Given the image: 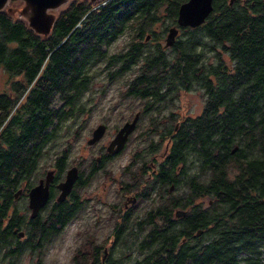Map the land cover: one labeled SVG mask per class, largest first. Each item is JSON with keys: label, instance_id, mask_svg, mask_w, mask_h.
<instances>
[{"label": "trees", "instance_id": "obj_1", "mask_svg": "<svg viewBox=\"0 0 264 264\" xmlns=\"http://www.w3.org/2000/svg\"><path fill=\"white\" fill-rule=\"evenodd\" d=\"M185 1L71 0L56 14L47 38L12 12L10 7L21 1L9 0L0 11V65L8 75V86L0 93V264H16L25 250L40 257L80 212L82 204L73 192L68 201L49 202L46 215L30 219L20 213L29 211L25 198L42 175L38 164L48 154L54 131L63 121L89 112L81 99L98 76L105 73L108 84L133 66L138 70L128 79L124 98H148L166 107L180 90L198 88L204 106L198 116L180 121L161 182H175L178 188L182 181L174 167L184 166L185 174L190 156L198 171L182 184L186 188L177 201L162 207L159 234L139 239L135 233L160 249L155 243L146 261L131 264H264V0H213L205 22L178 27L186 37L166 52L151 26L162 12L168 20L165 31L175 25ZM126 30L133 37L126 49L108 54L105 47ZM102 62L101 69L93 70ZM55 94L65 99L63 116L59 106L48 105ZM165 129L163 140L171 130ZM69 148L54 158L58 173L68 166ZM102 167L96 165L92 174L82 168L78 189ZM18 189L22 193L15 199ZM206 196V206L196 202ZM189 205L175 228L166 207ZM198 231L202 233L195 236ZM191 240L194 245L188 246ZM82 249L73 264H102L97 249L85 242Z\"/></svg>", "mask_w": 264, "mask_h": 264}, {"label": "rangeland", "instance_id": "obj_2", "mask_svg": "<svg viewBox=\"0 0 264 264\" xmlns=\"http://www.w3.org/2000/svg\"><path fill=\"white\" fill-rule=\"evenodd\" d=\"M70 1L71 0H67L66 3L61 4L54 10H48L47 13L50 15L57 14L58 11L65 8ZM243 1L244 0H242V2ZM21 7L15 6L13 8L10 7V9L13 10V13H16V11L21 10ZM16 16L18 17V15ZM165 22H168V20L165 13L162 12L161 19L156 21L154 25L151 26V29L160 36L159 43L166 49V52H169L172 47H164V43L167 30L171 26H167L165 31ZM145 34L149 35L148 40H150L151 36L149 32ZM131 35L132 33L129 30L119 35L105 47L108 54L112 55L124 51L127 44L130 43L133 38ZM185 37L186 33H181L179 31L176 41L183 40ZM151 44H154V42L151 41ZM147 47L149 49L152 48L151 45ZM206 56H210L209 60H213L212 54L208 53L207 55V53H205V58ZM103 65L104 63L102 62L99 66L94 67L93 70H99ZM137 70L136 66H133L124 76H120L117 80L109 82L108 84L105 73L96 78L91 91L86 92L87 94H85V97L81 99L89 112L63 121L61 126L54 131L53 142L49 143L48 147L45 148L46 151L49 149L48 154L44 155L38 164V172L40 171V174L43 175L46 171L50 170L55 156L68 150L69 146L67 157L69 167L73 165V163L75 165V163H79L86 159L88 161H84L83 164H87L89 161L95 159L101 149L104 150V148L107 147L109 136L110 140L114 136L115 127L126 119L131 120L134 111L142 106V103L138 101L139 99L130 97L124 98L123 96L128 87V79L134 77ZM7 84L8 75L3 71L0 65V93L8 86ZM203 106L204 97L202 91L198 88H193L188 91L180 90L174 102L167 106L169 108L167 111L172 109L174 112L178 113L179 120H181L187 117L191 118L198 116ZM112 108H114V111H112ZM108 113H110V118ZM101 123L110 124V135L108 131L95 145H88L87 140L90 138L92 130ZM144 123L145 121H140L139 127L137 129L135 128L132 132L134 133L132 136V144L128 146L126 152L112 165L111 169L115 175H120L122 167L130 161L131 152L134 148L133 145L139 146L140 148L143 147V137L140 134L144 127L142 124ZM82 124L83 127L80 130L78 126ZM75 134L77 136H75ZM160 151H163V147ZM192 160V156L187 159L188 162L185 167V174H181L183 167L177 172L182 184H184L188 176H192L198 171L196 165L191 164ZM182 184L175 190L177 195H180L186 188L182 186ZM77 191L79 192V196L83 199L81 203L82 208L77 216L52 239L51 243L46 246L40 257L31 250H25L15 261L16 264H73L74 257L78 253L83 252L82 246L84 242L87 248L97 249L99 258H102L103 254L107 251V249H103V247L107 246L110 239L109 207L111 202L116 201L115 194L117 193V184L110 181L109 164L107 163L104 165L89 184L79 188ZM208 201V196L196 200L197 203H202L204 206L207 205ZM25 204L27 206V198H25ZM48 211L49 208L46 207L41 214L46 215ZM20 213L28 217L29 211H21ZM108 251L110 256V249ZM122 252L123 250L121 249L117 254H121ZM133 255L135 256V254ZM2 264H5V262ZM123 264L128 263L125 262Z\"/></svg>", "mask_w": 264, "mask_h": 264}, {"label": "flooded vegetation", "instance_id": "obj_3", "mask_svg": "<svg viewBox=\"0 0 264 264\" xmlns=\"http://www.w3.org/2000/svg\"><path fill=\"white\" fill-rule=\"evenodd\" d=\"M138 101L142 103V106L134 111L133 117L136 113H138V119L135 123L134 129L139 127L140 121H145V123L142 124L144 127L140 134L143 137V147L140 148L139 146L137 147L133 145L134 148L131 152L130 161L122 167L120 175H115L111 168L115 161H117L120 156L126 152L128 146L132 144V136L134 134L132 132L134 129L127 135L123 148L118 152L108 153L106 151L107 147H105L104 150L101 149L95 157V163L89 161L84 165L83 163L84 161H88L87 159L82 160L79 163H75V165L73 163L70 167L77 168L78 177L70 192L62 201H68L73 192H75V198L78 202L82 203L83 199L77 194V185L80 183L78 179L82 172V168L87 169L86 171L89 174H92L93 168H95L96 165L103 164L104 166L107 163L109 164L110 181L117 184V193L115 194L116 201L111 202L109 207L110 239L107 246L103 247V249H107V251L104 253L105 257L103 254L101 258L102 264H106V259H110V264H123L125 262L131 264L139 263L143 260L146 261L147 253L150 251L152 252L153 247L155 248L157 243L150 241L147 244V242L140 241L139 239H142L147 234L150 235L153 232H158L159 234L164 224L163 216L161 214L162 207L177 201V194L175 193V190L177 189L176 183L169 182L163 184L161 182V173L163 166L167 165V157L170 152L169 148L172 143L173 136L177 132L180 121L185 118L179 120L178 113L174 112L172 109L167 111L169 109L167 106L161 107L160 105L155 104V101L150 102V99L148 98L139 99ZM64 103L65 99H61L57 94H55L53 99L48 102V105L59 106V115L63 116L66 111L65 108H62ZM112 111H114V108H112ZM108 116L110 118V113H108ZM168 118L172 119L171 124L166 122ZM131 120L126 119L121 124L117 125L115 127L114 136L125 122H130ZM101 124L105 125L104 134L109 131L110 135V124ZM165 128H170L171 130L166 133L165 140H163L162 134L165 130H167ZM111 140L109 136L108 144ZM162 147L163 151H160ZM101 159H105V161H101ZM70 167L66 165L64 170L60 173H58L56 165L51 167L50 170L52 171V178L48 186L49 199L45 205L47 208L51 206L50 203L52 202L61 203L56 200L60 192L57 184L65 179V173ZM174 168V174L175 176H178L177 172L182 167L177 165ZM44 174L39 176L36 179V183L33 185L37 184L38 180L44 177ZM190 206L192 205H189L187 209H180L177 206H171L169 209L166 207L167 212L170 213L169 220L173 223L175 228H177L180 219L184 218L186 213L190 210ZM44 207L39 211L38 215L42 213ZM180 210L184 212V215L178 216L176 214ZM135 233H138L139 239L135 237ZM200 233L202 232L198 231L195 236H199ZM184 241L185 240H182V242ZM192 245H194L193 240L190 241L188 246ZM156 248L160 249V245L157 244ZM109 249L110 256L108 251ZM121 249L123 252L121 254H117V252ZM133 254H135V256Z\"/></svg>", "mask_w": 264, "mask_h": 264}, {"label": "water", "instance_id": "obj_4", "mask_svg": "<svg viewBox=\"0 0 264 264\" xmlns=\"http://www.w3.org/2000/svg\"><path fill=\"white\" fill-rule=\"evenodd\" d=\"M9 0H0V11L7 8ZM21 4L20 11H16L18 18L25 21L27 26L39 36L47 38L54 26L56 20V14H48V10H54L67 0H19ZM90 3H96L102 0H87ZM232 2V0H231ZM25 5H24V4ZM69 3V2H68ZM67 3V4H68ZM66 4V5H67ZM24 5V6H23ZM65 5V6H66ZM64 6V7H65ZM64 9V8H62ZM9 10V8L7 9ZM11 11V10H9ZM213 11V0H186L181 3L177 16L175 19V25L168 28L165 37L164 47H172L176 41V37L179 33L178 27H190L195 28L205 22L207 17ZM13 12V10H12ZM149 39V35L145 37V40ZM138 119V113H136L130 122H125L123 126L116 133L114 138L108 144L106 151L108 153L118 152L121 150L126 142L127 135L134 129L135 123ZM105 125L98 124L91 133L90 138L87 140L88 145H93L104 135ZM78 177L77 168L70 167L65 173V179L57 184L60 190L56 200L62 202L68 193L70 192L74 182ZM52 178V171L45 172L44 177L40 178L37 184L33 185L27 192V208L29 209L28 217L35 219L38 216L39 211L47 204L49 199V182ZM22 193L21 189H18L13 197L16 199ZM178 216L184 215L183 211L176 213ZM24 233L22 231L17 232V237L22 238Z\"/></svg>", "mask_w": 264, "mask_h": 264}]
</instances>
